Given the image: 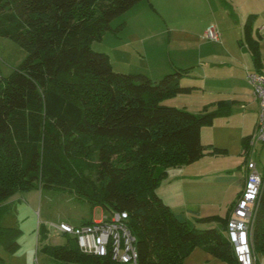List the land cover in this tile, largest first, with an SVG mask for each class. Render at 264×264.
Returning a JSON list of instances; mask_svg holds the SVG:
<instances>
[{"label": "trees", "instance_id": "1", "mask_svg": "<svg viewBox=\"0 0 264 264\" xmlns=\"http://www.w3.org/2000/svg\"><path fill=\"white\" fill-rule=\"evenodd\" d=\"M141 1L0 0V37L27 53L9 77L0 78V210L31 189L70 193L109 214L127 213L138 264H183L197 244L239 264L226 235L234 204L226 218L197 220L220 221L221 230L199 229L157 193L170 168L205 154L202 128L230 116L237 102L219 101L199 113L162 105L194 92L181 83L191 68L153 80L115 71L107 53L92 49L108 32H121L125 22L114 28L113 21ZM257 16H248L245 33L254 71L261 73L260 41L252 36ZM251 139L242 140L245 155ZM22 236V230L0 225V248L16 254ZM252 241L254 252L264 253V182ZM41 250L59 264H117L78 247L47 244Z\"/></svg>", "mask_w": 264, "mask_h": 264}, {"label": "rangeland", "instance_id": "2", "mask_svg": "<svg viewBox=\"0 0 264 264\" xmlns=\"http://www.w3.org/2000/svg\"><path fill=\"white\" fill-rule=\"evenodd\" d=\"M172 1V7L166 2L170 6L167 9L173 14L167 20L172 28L179 27L185 32L172 29L171 34L162 18H159L162 25L155 26L158 27L155 31L158 36L148 44L159 50L162 48L161 53L165 59V53L171 45L173 59L178 58L177 63H181V68H191L190 76L182 80V85L194 86L196 89L191 95L172 96L161 104L192 113L202 112L206 108L214 110L216 106L210 104L231 99L228 92L233 89L242 92L243 103L234 106L230 116L217 118L202 128L201 141L207 148L205 154L194 164L170 168L157 193L176 213H184L195 227L221 230L223 226L220 221L202 224L197 220L216 216L226 218L240 193L245 180L244 167L249 159L253 158L259 164L260 171H264V143L258 142L255 147L249 144L251 149L246 155L242 143L243 138L254 137L257 126L256 101L253 88L247 81V74L253 71V67L246 47L244 24L251 14H260L263 22L258 26L264 24V0ZM139 4V8H143L147 1ZM125 16L124 14L113 21L112 26L115 28L123 23ZM211 25L217 26L221 42H212L205 38L206 30ZM171 36L173 38L170 43ZM109 45L108 39L94 41L92 49L107 53L110 51ZM241 46L246 48L244 52L239 51ZM235 55L241 58L240 61L232 60ZM26 57L27 53L17 44L0 37V78L9 77ZM111 57L115 71L144 74L139 72L142 70L136 64L129 67L118 62L114 54ZM168 64L166 72L156 78L157 80L174 71L170 63ZM234 74L236 81L222 79ZM205 85H208V89ZM212 148L223 149L224 153L212 155ZM108 214L107 210L101 207L92 208L86 201L79 200L70 193L41 188L18 193L2 204L0 225L23 231L19 241L21 249L10 255L0 248V256L4 260L2 264H59L45 254L42 247L49 244L77 248L78 243L72 237L61 235L53 226L61 223L78 226L99 221ZM252 250L257 257L255 264H264V253L254 252L253 241ZM183 264L231 262L226 258L212 256L201 244H197L185 257Z\"/></svg>", "mask_w": 264, "mask_h": 264}, {"label": "built area", "instance_id": "3", "mask_svg": "<svg viewBox=\"0 0 264 264\" xmlns=\"http://www.w3.org/2000/svg\"><path fill=\"white\" fill-rule=\"evenodd\" d=\"M205 38L220 42L221 34L215 25L207 28ZM258 101V120L256 132L250 145L264 143V75L256 71L247 74ZM245 180L241 195L237 198L226 235L232 244L239 264H255L251 238L255 222V210L260 196L264 175L253 158L244 167ZM61 235L74 238L79 250L87 255L110 258L117 264H138L137 239L128 225L125 212H113L99 221L74 226L61 223L53 226Z\"/></svg>", "mask_w": 264, "mask_h": 264}, {"label": "crops", "instance_id": "4", "mask_svg": "<svg viewBox=\"0 0 264 264\" xmlns=\"http://www.w3.org/2000/svg\"><path fill=\"white\" fill-rule=\"evenodd\" d=\"M147 1V6H143V8H139V3L136 4L133 8H131L128 12L125 13V26L119 32L118 34H115L113 32H108L102 39L103 40H109L110 45L108 48L110 51H116L115 53L108 52L107 54L110 58V61L112 63V66L114 68L113 59L111 57V54H114L118 62H122L123 65L127 64L129 67H131V64H136L139 70V72L144 73L145 75L149 76L150 78L157 80L156 78L160 77L164 72H166L169 64L171 67L175 70L178 68H181V63L178 62L177 59H173L172 57V47L171 45L168 47L166 54V59L162 56L161 49L155 48L151 44H148L149 41L154 39L158 36V32L155 33L158 27H155L156 25H159L161 27V21L159 18H162L164 21V24L168 27V32L170 31L172 34L173 31L177 32H185L184 29H181L179 27L172 28L167 20V18H171L173 15L172 12H169L167 9L168 7H172V0H143L140 3ZM166 2L170 5H167ZM144 5V4H143ZM141 7V6H140ZM149 7V8H148ZM138 9V10H137ZM154 12H151V11ZM164 10V11H163ZM150 11V12H149ZM157 15V16H156ZM164 15V16H163ZM257 19L253 24L252 28V36L254 39H259L260 44V54H261V65L259 67V71L264 75V24L260 27L258 26L259 23L263 22L260 14H257ZM166 17V19H165ZM163 23V22H162ZM245 25V24H244ZM160 29V28H159ZM164 30V29H163ZM165 31V30H164ZM109 33H111V36H108ZM163 33V32H162ZM167 34V32H165ZM172 36L170 37V43L172 42ZM221 42V41H220ZM246 48L242 47L239 48V51L244 52ZM165 52V51H164ZM168 54V55H167ZM251 57V55H250ZM240 57L234 56L232 60L235 62L240 61ZM252 61V59H251ZM252 63V70H256L257 68L254 67L253 62ZM115 69V68H114ZM185 79V78H184ZM223 80L230 79V82L236 81V75H231L230 77L223 78ZM208 85H205L204 87L208 89ZM205 90V89H204ZM191 95V94H190ZM228 96H232L231 99H225V100H233L236 101L237 104L243 103V99L241 98L243 96L242 92L238 89H233V91L228 92ZM237 96H240L239 98ZM234 97V99H233ZM255 97V95H254ZM238 98V99H237ZM241 99V100H239ZM255 102V109L257 112V120H258V101L256 97L254 98ZM223 101V100H219ZM213 102L210 105L216 106V104L219 102ZM236 104V105H237ZM209 105V107H210ZM235 105V106H236ZM254 105V104H253ZM244 184V182H243ZM243 187V185H242ZM242 187L240 189V192L242 190ZM240 194V193H239ZM238 198V197H237ZM237 200V199H236ZM236 202V201H235ZM234 202V204H235Z\"/></svg>", "mask_w": 264, "mask_h": 264}]
</instances>
